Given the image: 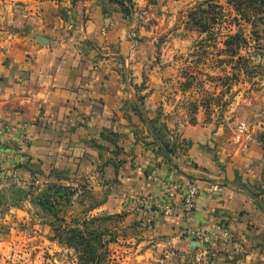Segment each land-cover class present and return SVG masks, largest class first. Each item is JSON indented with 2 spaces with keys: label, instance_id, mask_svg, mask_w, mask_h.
<instances>
[{
  "label": "crops",
  "instance_id": "1",
  "mask_svg": "<svg viewBox=\"0 0 264 264\" xmlns=\"http://www.w3.org/2000/svg\"><path fill=\"white\" fill-rule=\"evenodd\" d=\"M33 3L39 7L31 12ZM70 4L29 3L11 31L0 28V121L8 125L0 131V175L76 179L106 196L112 209L137 196L163 200L170 185L221 181L227 195L201 196L191 216L179 210L153 219L149 251H186L192 236L226 227L264 264V128L248 130L243 118L165 120L171 109L158 110L161 90L153 85L142 92L148 96L141 119L131 85L108 69L128 51L134 62L129 21L107 0ZM156 110L162 117L151 123Z\"/></svg>",
  "mask_w": 264,
  "mask_h": 264
},
{
  "label": "rangeland",
  "instance_id": "2",
  "mask_svg": "<svg viewBox=\"0 0 264 264\" xmlns=\"http://www.w3.org/2000/svg\"><path fill=\"white\" fill-rule=\"evenodd\" d=\"M46 1L53 2L0 0V28L11 31L22 7ZM107 2L129 21L134 52V62L128 51L108 69L131 85L141 119L148 96L142 92L153 85L161 90L158 110L163 104L171 109L165 120L223 124L243 118L248 130L264 128V18L248 22L227 0H125L126 14L120 0ZM135 72L140 79L134 82L127 77ZM158 110L151 123L161 119ZM74 180L0 175V264H259L244 244L214 233L192 236L186 251L150 252L149 219L139 204L109 208L106 196ZM87 255L94 261L86 262Z\"/></svg>",
  "mask_w": 264,
  "mask_h": 264
},
{
  "label": "built area",
  "instance_id": "3",
  "mask_svg": "<svg viewBox=\"0 0 264 264\" xmlns=\"http://www.w3.org/2000/svg\"><path fill=\"white\" fill-rule=\"evenodd\" d=\"M7 128L6 123L0 121V131L2 132ZM243 127H239V130H243ZM21 145L25 143L24 135L21 137ZM18 182H21L17 180ZM224 183L221 181H214L208 183L205 187H199L196 184L188 186L170 185L163 200L154 199L146 196H137L134 201L140 205V209L146 218L149 219V228L153 223V219L162 216L170 218L175 215L177 211H182L184 216H191L195 211L199 199L201 196H205L207 199H214L216 197L225 196ZM207 233L201 231L198 236L203 238L207 237ZM216 235H220L222 239H230L231 234L228 228L219 227Z\"/></svg>",
  "mask_w": 264,
  "mask_h": 264
},
{
  "label": "trees",
  "instance_id": "4",
  "mask_svg": "<svg viewBox=\"0 0 264 264\" xmlns=\"http://www.w3.org/2000/svg\"><path fill=\"white\" fill-rule=\"evenodd\" d=\"M53 1H60V0H53ZM83 0H72L73 6L77 3L82 2ZM229 3L233 4V6L237 9L239 14L247 20L248 22L252 21V18L263 19L264 18V0H227ZM125 0H120V6L123 12L126 14L128 13L127 7L123 4ZM205 11H201V14H204ZM191 21L196 25H202L203 20L201 19L200 22L197 21L196 17L193 15L190 16ZM254 19V20H255ZM48 201V199H47ZM44 205V204H43ZM95 257L90 255L86 256V262L94 261ZM99 260V257H97Z\"/></svg>",
  "mask_w": 264,
  "mask_h": 264
}]
</instances>
